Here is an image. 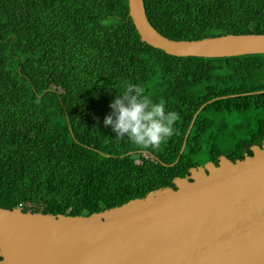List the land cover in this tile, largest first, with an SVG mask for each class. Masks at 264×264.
Wrapping results in <instances>:
<instances>
[{
	"label": "trees",
	"instance_id": "16d2710c",
	"mask_svg": "<svg viewBox=\"0 0 264 264\" xmlns=\"http://www.w3.org/2000/svg\"><path fill=\"white\" fill-rule=\"evenodd\" d=\"M142 2L172 41L264 35V0ZM128 82L177 114L155 149L103 125ZM263 90V54L166 55L140 41L127 0H0V208L89 216L242 160L264 139V93L247 95Z\"/></svg>",
	"mask_w": 264,
	"mask_h": 264
},
{
	"label": "water",
	"instance_id": "95a60500",
	"mask_svg": "<svg viewBox=\"0 0 264 264\" xmlns=\"http://www.w3.org/2000/svg\"><path fill=\"white\" fill-rule=\"evenodd\" d=\"M127 7L140 41L166 55H264V35L172 41L151 27L142 0ZM250 151L234 162L219 156L172 187L89 216L0 208V264H264V139Z\"/></svg>",
	"mask_w": 264,
	"mask_h": 264
},
{
	"label": "clouds",
	"instance_id": "9594fccd",
	"mask_svg": "<svg viewBox=\"0 0 264 264\" xmlns=\"http://www.w3.org/2000/svg\"><path fill=\"white\" fill-rule=\"evenodd\" d=\"M108 108L103 125L115 133L114 140L123 138L135 146L155 149L174 134L177 114L165 111L163 102H154L138 84L125 83Z\"/></svg>",
	"mask_w": 264,
	"mask_h": 264
},
{
	"label": "rangeland",
	"instance_id": "374dc122",
	"mask_svg": "<svg viewBox=\"0 0 264 264\" xmlns=\"http://www.w3.org/2000/svg\"><path fill=\"white\" fill-rule=\"evenodd\" d=\"M224 148H226V149H223V151H228V150H229V149H228V145H225Z\"/></svg>",
	"mask_w": 264,
	"mask_h": 264
},
{
	"label": "flooded vegetation",
	"instance_id": "af4514ba",
	"mask_svg": "<svg viewBox=\"0 0 264 264\" xmlns=\"http://www.w3.org/2000/svg\"><path fill=\"white\" fill-rule=\"evenodd\" d=\"M212 163H213V162H212ZM213 164H214V165H216L217 163H216V164H215V163H213ZM203 165H204V164H203ZM201 166H202V165H201ZM197 167H198V166H197Z\"/></svg>",
	"mask_w": 264,
	"mask_h": 264
}]
</instances>
